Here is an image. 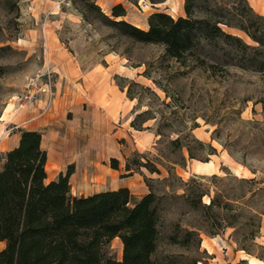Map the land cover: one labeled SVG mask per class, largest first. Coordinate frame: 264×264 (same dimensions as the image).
<instances>
[{"label":"rangeland","instance_id":"374dc122","mask_svg":"<svg viewBox=\"0 0 264 264\" xmlns=\"http://www.w3.org/2000/svg\"><path fill=\"white\" fill-rule=\"evenodd\" d=\"M246 1L255 15L264 17V0ZM94 2L108 16L114 5L121 4L126 12L122 19L142 29H147L148 17L155 12L174 18L184 16V0ZM81 9L79 0H0V155L11 146L7 142L12 135L19 136L20 131L41 122V143L52 166L47 180L56 179L70 168L72 195H89L115 187L121 178L131 175L147 192L146 180L158 194L180 195L183 188L178 182L167 186L162 181L168 176V167L183 182L196 178L210 196L220 193L232 198L245 194L244 198L232 202L238 213L236 227H225L216 236L201 233V242H207L210 249L205 244L185 248L169 242L176 223L182 228L207 225L203 222V213L191 210L183 200H164L153 258L158 264H249V257L264 256V198L248 202L249 194L238 181L255 178L262 180L261 186H264V72L228 65L211 69L191 60L177 63L164 54L160 45L120 37L95 13L86 12L88 19L84 20ZM226 31L241 37L248 45H256L243 32ZM95 67L102 74L99 81L109 77L130 101L127 116L117 120L118 124L125 123L130 128L131 135L127 137L98 131L106 103L97 110L88 99L81 100L87 96L88 81L93 79L85 73ZM45 68L53 78V97L48 108L43 98L32 103L23 98L28 78ZM8 104L12 109L6 114ZM3 113L6 116L1 119ZM140 113V121L146 120L141 123V130H136L130 123ZM165 124L170 126L167 128ZM159 127L165 130L166 136L157 134ZM178 131L182 136L190 135L210 145L215 153L209 155L206 149L198 151L190 143L201 160L189 159L183 148L182 166L167 163L166 157L179 162L180 153L173 151L169 144L178 137ZM223 143L230 145L223 148ZM241 156H246L244 165L239 160ZM112 158L117 160V173L99 180L98 171L102 167L111 168ZM135 160L154 163L161 174L150 173L142 167L139 172L127 175L125 164L128 161L134 168ZM196 162H211L213 167L198 172ZM208 200V196L202 198L204 203ZM249 206L263 210V214ZM249 216L251 224L258 226L253 240H246L243 235L246 228L242 224ZM119 241L110 242V254L116 260L122 257ZM236 241L245 245L250 254ZM244 255L248 257L243 258Z\"/></svg>","mask_w":264,"mask_h":264},{"label":"trees","instance_id":"16d2710c","mask_svg":"<svg viewBox=\"0 0 264 264\" xmlns=\"http://www.w3.org/2000/svg\"><path fill=\"white\" fill-rule=\"evenodd\" d=\"M79 1L84 20L88 19L86 12L95 13L120 37L136 43L160 45L164 54L177 63L191 60L211 69L228 65L264 72V17L255 15L246 0H184V16L174 18L155 12L148 17L147 29L122 19L126 12L121 4L114 5L108 16L94 0ZM226 29L243 32L256 45L246 44ZM141 117L142 113L137 114L130 126L141 130V123L146 120L140 121ZM161 128L157 134L166 136ZM177 133L178 137L169 144L173 151L180 153L179 162L166 157L167 163L182 166L180 161H185L183 148L189 159L201 160L190 143L196 145L198 151L206 149L209 155L215 153L210 145L190 135L182 136L181 131ZM41 136L36 130H22L16 146L0 155V242L3 243L0 264H158L153 258L159 235L158 222L163 202L170 198L181 199L191 210L201 211L207 225L182 228L176 223L168 238L171 244L199 248L201 233L216 236L225 227H236L234 221L238 213L232 202L244 198L245 194L232 198L220 193L210 196L196 178L183 182L172 167L167 168L168 176L162 181L167 186L178 182L183 188L180 195L158 194L148 180V192L138 197L125 187L72 195L70 168L56 179L47 180V153L41 146ZM229 145L222 144L223 148ZM239 160L244 165L246 156ZM110 162L111 168L117 169V160L112 158ZM142 167L150 173L161 174L154 163L140 160H135L134 168L127 161L125 171L131 175ZM238 181L249 194L248 202L264 198L262 180L241 178ZM204 196L209 197L207 203L202 201ZM252 210L263 214V210ZM251 221L249 216L242 224L246 228L243 234L246 240H253L258 233V226H253ZM114 238L122 244L121 260L110 254V242ZM236 243L250 254L244 249L245 245ZM256 258L264 262V256Z\"/></svg>","mask_w":264,"mask_h":264},{"label":"crops","instance_id":"0c3cea01","mask_svg":"<svg viewBox=\"0 0 264 264\" xmlns=\"http://www.w3.org/2000/svg\"><path fill=\"white\" fill-rule=\"evenodd\" d=\"M101 1L104 3L109 2V4H116V3L123 2V0H101ZM95 69L96 67L85 73L86 77L88 78L92 77L93 79L91 82L88 81V85L86 87L87 88L86 98L82 97L81 100L86 101V99H88L93 104V106H95L97 110L100 107H103V105L106 103L104 111L100 114V119H99L100 121L98 122L101 124L97 126L99 128L98 131H100L103 134H110L114 137L116 136L117 137H127L128 135H131L130 128L126 127L125 123L124 124L122 123L121 125L117 123V120L120 117L123 118L126 114L129 113L131 109L130 108L131 106L129 105L130 101L127 100L124 91H122L117 85L112 84L110 82L109 77L106 80L99 81L100 78L102 77V74L101 72H97ZM127 120L129 121V119ZM50 123L52 124L54 122L51 121ZM40 124L41 122H38L35 126L27 130H36V131L41 132V130L39 129ZM54 133L56 134L57 131H54ZM18 139H19L18 135H12L10 138V142L9 143L7 142V144L11 143V146L7 148L6 150L8 151L14 146H16V144L18 143ZM41 146H42V143H41ZM65 157L66 155L64 154L63 158ZM48 160L49 158L47 154V162ZM102 168L103 169H100L98 171L99 172L98 178L101 181H103V177L105 176L114 177L113 172L117 173L118 171L117 169H112V168H106V167H102ZM112 181L114 182L115 180H113L112 178ZM121 187H125L129 189L136 196L144 195L147 192L145 187L139 184L138 180L133 178L132 175L121 178L120 182H118L115 185V187L96 190L95 192L105 191V190H115ZM92 193L93 192H91V194ZM114 239H118V238H114ZM2 247H3V243L0 242V249H2Z\"/></svg>","mask_w":264,"mask_h":264},{"label":"built area","instance_id":"2783aa9c","mask_svg":"<svg viewBox=\"0 0 264 264\" xmlns=\"http://www.w3.org/2000/svg\"><path fill=\"white\" fill-rule=\"evenodd\" d=\"M52 86L53 78L48 68L38 71L36 74L28 78L24 86L23 98L26 102H35L44 99V103L48 108L52 102Z\"/></svg>","mask_w":264,"mask_h":264},{"label":"bare ground","instance_id":"6f19581e","mask_svg":"<svg viewBox=\"0 0 264 264\" xmlns=\"http://www.w3.org/2000/svg\"><path fill=\"white\" fill-rule=\"evenodd\" d=\"M10 109H12L11 108V105L10 104H8L7 105V107L5 108V110H4V112L6 113V112H8ZM12 111V110H11ZM7 114V113H6ZM6 115L3 113V115L1 116V119H4V117H5ZM106 146V145H105ZM101 147V146H100ZM109 147V146H108ZM108 150V149H107ZM106 151V150H105ZM110 151H111V149H110ZM50 163H46V166H45V168H46V172H49L50 171V169L52 168V166L50 167V165H49ZM211 166H212V163L211 162H204V163H202V162H196L195 163V169L196 170H198V172L200 171V170H202V169H207V168H211ZM213 167V166H212ZM101 169H103V168H101ZM214 169V168H213ZM96 171V170H95ZM86 172V171H85ZM102 173H103V171H102ZM84 177V176H83ZM75 178V177H74ZM84 178H86V177H84ZM83 178V179H84ZM88 179V178H87ZM89 181V180H88ZM82 182V181H81ZM81 185H82V183H81ZM80 185V186H81ZM120 242V241H119ZM205 244V248H208V249H210V246L207 244V242H205L204 240H202V242H201V245H204ZM210 251V250H209ZM211 252V251H210ZM248 256L247 255H244L243 256V258H247ZM248 261H249V264H263V262L261 261V260H259V259H257V258H254V257H249L248 258Z\"/></svg>","mask_w":264,"mask_h":264}]
</instances>
